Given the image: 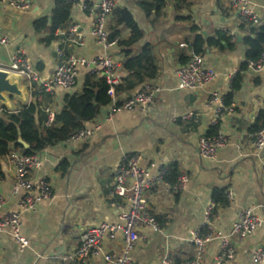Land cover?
I'll return each instance as SVG.
<instances>
[{"label":"crops","instance_id":"1","mask_svg":"<svg viewBox=\"0 0 264 264\" xmlns=\"http://www.w3.org/2000/svg\"><path fill=\"white\" fill-rule=\"evenodd\" d=\"M25 1L29 5L26 10L0 4V38L6 41L0 44V67H7L12 56L22 51L39 78V82L31 85L29 94L25 92L27 103L36 100L38 104L36 120L42 127L43 110L59 112L64 96L80 93L84 78L89 76L83 69L72 91L53 88L45 92L44 84L50 81L59 64L55 50L65 30L75 25L85 36L84 46L72 49L73 54L92 59L104 53L89 36L93 17L87 10L100 0H72L65 27L58 28L55 40L49 43L45 40L50 35L49 21L55 0ZM163 1L164 7L157 13L145 12L142 0H119L115 8L132 14L142 34L134 51L138 54L144 45L153 46L157 68L154 79L128 94L116 95V100L121 101L147 86H157L160 92L142 110L120 112L110 118V107L100 108L84 127L97 128L89 139L59 143L39 153V168L30 178L33 184L47 183L53 199L39 201L35 213L20 215V235L26 241L23 248L10 233L0 232V264H107L105 255L120 253L123 247L121 234L105 239L98 255L82 263L69 257L87 229L101 224H120L121 210L113 205L120 201L111 195L112 181L123 159L131 155H140V167L149 178L173 166L188 178L183 191H175L162 181L146 192L149 212L158 221L159 230H137L140 239L129 256L133 263L160 264L165 255L176 264L194 260L193 235H204L208 231L228 233L244 209H251L262 226L245 240L233 241L235 259L224 264H252L254 252L264 245V178L261 174L264 149L255 153L251 142V131L259 125L257 119L264 111V69L261 73L248 69L239 72L245 60L242 39L248 26L244 24L245 28L240 29L239 18L226 0H181L178 8L171 0ZM248 1L257 20L250 28L263 26L264 0ZM43 18L47 21L46 29L36 33L33 24ZM111 27L115 26L110 17L108 36ZM116 30L119 37L113 39L116 45L107 54L117 64L115 76L121 84L126 73L122 66L123 53L117 43L129 38V31L118 26L112 33ZM216 32L224 33L235 43L230 49L226 46L206 48L201 55L205 67L214 71V79L195 90L178 89L175 71L183 66L180 57L188 61L193 57L188 46L195 36L205 34L203 38H212ZM238 73L241 83L231 94V82ZM212 95L222 104L231 95L228 106H224L227 110L218 117V105L210 101ZM10 103L15 111L24 106L13 98ZM213 127H216L215 133L224 138V145L214 159H202L197 154V140L200 136L207 138ZM0 164V193L5 201L2 212L15 213L19 197L11 195L14 168L8 156L1 158ZM215 190L224 192L225 205L217 206L212 202ZM217 247L216 242L208 244L200 264H218L215 262Z\"/></svg>","mask_w":264,"mask_h":264},{"label":"built area","instance_id":"2","mask_svg":"<svg viewBox=\"0 0 264 264\" xmlns=\"http://www.w3.org/2000/svg\"><path fill=\"white\" fill-rule=\"evenodd\" d=\"M72 3V0H66ZM229 6L236 12L241 25L257 23L256 16L252 11L248 0H226ZM119 0H100L97 4L88 8V13L93 17L90 37L100 46L104 53L92 59H85L72 53V49L83 47L85 36H83L77 26H70L62 34L63 39L55 50L59 64L57 65L52 78L46 84L44 89L46 93L51 92L53 88L62 89L65 92L72 91L77 85L79 72L87 70V75L101 78L108 86L106 94L111 98L110 118L120 112H133L145 108L154 97L160 92L157 86H147L143 91L135 92L128 97L117 101L114 87L120 85L119 79L115 76L117 64L107 51L116 45L115 40H110L107 31V23L112 12L116 8ZM14 10L28 9V3L25 0H1ZM73 4V3H72ZM264 9V2L262 4ZM85 10L86 7H83ZM5 39L0 38V44L4 45ZM70 52V54H67ZM0 69L16 74L21 78V85L29 94L32 84L39 82L37 73L30 63L23 57L22 51H17L11 58L7 67ZM247 69L261 73L264 69V54L255 63H250ZM177 88L180 90H195L208 85L215 77L212 69L205 67L201 56H193L185 65L175 71ZM211 103H216L218 108L216 116H220L227 109L218 100L215 95L211 96ZM44 121L42 127L51 128L54 125L55 112L49 108L43 110ZM94 130L82 129L71 135L67 142H80L89 139ZM251 142L255 153H260L264 149V127L251 134ZM224 145V138L217 135L214 138L200 136L197 140V154L202 159H214L220 148ZM14 168V184L11 189V195L19 197L17 212L3 213L5 205L4 198L0 193V232H8L14 241L23 248L26 241L20 235L19 217L24 213H35L36 205L39 201H51L53 195L49 190L47 183L39 181L33 184L30 175L37 170L40 165L39 154L25 155L22 152L13 150L7 155ZM140 155H131L124 158L114 173L112 181L111 195L117 198L120 203L113 204L118 210L120 224L110 225L101 224L95 228L87 229L80 237L78 247L69 257L80 263L86 261L92 256H97L101 244L105 239L121 234L123 237V247L120 253H107L104 259L107 264H135L129 256L137 245L140 236L137 232L141 228H149L158 231V225L155 217L149 212L146 192L163 181L164 171H160L156 177L149 178L146 171L140 167ZM264 178V167L262 170ZM1 183V179H0ZM188 183L185 175H179L175 184L172 186L175 191H183ZM231 198V194H227ZM208 212L205 217L208 221ZM262 222L253 213L251 209H244L237 215L236 222L228 233L221 231H208L204 235L194 234L191 244L195 250V259L179 264H200L201 257L208 244L216 242L218 244L215 262L224 264L232 262L236 256V249L233 241H243L250 237L256 230L261 228ZM252 264L264 263V245L256 250L251 259ZM160 264H176L172 262L167 255L160 259Z\"/></svg>","mask_w":264,"mask_h":264},{"label":"trees","instance_id":"3","mask_svg":"<svg viewBox=\"0 0 264 264\" xmlns=\"http://www.w3.org/2000/svg\"><path fill=\"white\" fill-rule=\"evenodd\" d=\"M175 3V8L182 5L181 0H171ZM1 2V0H0ZM1 4V3H0ZM177 4V5H176ZM141 5L145 12L149 14L151 10L156 13L164 7L163 0H142ZM72 3L66 0H55L54 9L50 16V35L45 40L46 42H53L55 40V31L61 26L65 27L69 17ZM111 19L114 28H110L109 39L113 40L118 36V31H114L118 26L124 27L129 31V38L125 41H118L117 45L123 53L124 62L123 70L126 77L122 83L114 87L115 95L128 94L144 82L155 78L157 68L155 65V52L151 45H144L140 52L135 53L137 44L142 39V34L139 31L134 17L126 9H115L111 14ZM46 19H39L34 22L33 29L36 33L43 32L46 29ZM248 29L242 39V45L245 47V60L240 67L239 72L247 70L250 63H255L264 54V24L257 28H250L251 23L246 24ZM245 28L241 25L240 29ZM191 32L196 30L191 29ZM230 37L224 33L216 32L212 38H203L202 36H195L191 44L188 46L189 51L193 56L203 55L206 48L223 49L225 46L230 49L235 43ZM180 63L185 65L188 60L181 56ZM241 77L239 73L235 75L231 82V94L239 89ZM108 86L101 78L86 76L84 78L83 86L80 93L66 95L62 101V107L59 112L55 113L54 125L51 128L40 127L36 120L38 104L36 100L28 102L19 110L8 112L6 109L0 110V159L7 156L13 150H20L25 155L39 154L46 148L52 147L59 143H64L69 140L71 135L79 130L84 129L85 125L91 122L98 114L100 108L109 106L111 98L106 94ZM231 95L224 99L223 105L226 107L229 104ZM259 125H255L251 134L257 132L264 127V111L259 114L257 119ZM216 127H213V132L208 134L207 138L211 139L218 134L215 133ZM21 139L28 145L27 150H23L17 144V140ZM63 166V165H62ZM61 165L59 166V168ZM1 171V164H0ZM179 172L176 166L168 169L163 181L173 186L176 182ZM212 202L217 206L226 204V198L223 191L215 190L211 196ZM158 222V221H157Z\"/></svg>","mask_w":264,"mask_h":264},{"label":"water","instance_id":"4","mask_svg":"<svg viewBox=\"0 0 264 264\" xmlns=\"http://www.w3.org/2000/svg\"><path fill=\"white\" fill-rule=\"evenodd\" d=\"M202 36H205V34H202ZM11 98L20 101L24 105L27 104V93L25 88L21 87V78L16 74L0 69V110L4 108L11 113L15 111L10 103ZM17 144L23 150L28 149V145L21 139L17 140Z\"/></svg>","mask_w":264,"mask_h":264}]
</instances>
